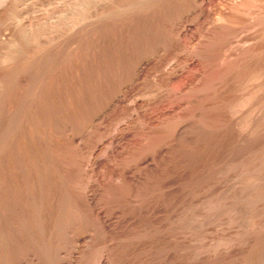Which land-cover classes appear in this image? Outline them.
<instances>
[{"label":"rangeland","instance_id":"374dc122","mask_svg":"<svg viewBox=\"0 0 264 264\" xmlns=\"http://www.w3.org/2000/svg\"><path fill=\"white\" fill-rule=\"evenodd\" d=\"M6 1L0 264H264V0Z\"/></svg>","mask_w":264,"mask_h":264},{"label":"bare ground","instance_id":"6f19581e","mask_svg":"<svg viewBox=\"0 0 264 264\" xmlns=\"http://www.w3.org/2000/svg\"><path fill=\"white\" fill-rule=\"evenodd\" d=\"M5 1H6V0H0V3L4 4ZM7 1H8V0H7ZM7 1H6V2H7ZM9 1H11V0H9ZM76 1H77V0H76ZM76 1H75V2H76ZM81 1H82V0H81ZM99 1H100V0H99ZM121 1H122V0H121ZM133 1H134V0H133ZM133 1H132V2H133ZM142 1H143V0H142ZM237 1H238V0H237ZM239 1H240V0H239ZM248 1H249V2H248ZM248 1H247V3H245V4L248 6V11H250V10H252V8L255 6L256 3L254 4V2L257 1V0H255V1H254V0H248ZM260 1H261V0H260ZM12 2H13V1H12ZM79 2H80V1H79ZM89 2H90V1H89ZM126 2H129V1H126ZM235 2H236V1H235ZM258 2H259V1H258ZM82 3H83V2H81V5H83ZM86 3H87V1H86ZM99 3H100V2H99ZM116 3H118V1H117ZM121 3H122V2H121ZM75 4H77V3H75ZM75 4H73V5H75ZM89 4H90V3H89ZM95 4H96V1H95ZM129 4H130V3H129ZM240 4H241V5H244V2H243V4H242V2H240ZM240 4H239V5H240ZM260 4H261V2H260ZM260 4H259V5H260ZM6 5H7V4H6ZM70 5H71V3H70ZM86 5H87V4H86ZM119 5H120V4H119ZM121 5H122V4H121ZM127 5H128V4H127ZM233 5H234V4H233ZM239 5L236 6L235 9L238 8V7H242V8H243V6H241V5L239 6ZM3 6H4V5H3ZM7 6H8V5H7ZM77 6H78V5H77ZM91 6H92V5H91ZM91 6H90V8H91ZM97 6H98V5H97ZM100 6H101V5H100ZM136 6H137V5H136ZM138 6H139V5H138ZM149 6H150V4H149ZM261 6H262V4H261ZM0 7H1V6H0ZM4 7H5V6H4ZM4 7H3V8H4ZM10 7H11V6H10ZM83 7H84V6H83ZM128 7H129V6H128ZM257 7H258V6H256V9H257ZM74 8H75V6H74ZM74 8H73V9H74ZM96 8H97V7H96ZM260 8H261V7H260ZM262 8H263V7H262ZM6 9H7V8H6ZM80 9H82V8H80ZM86 9H87V8H86ZM151 9H152V8H151ZM238 9H239V8H238ZM243 9L245 10L246 8H243ZM263 9H264V8H263ZM263 9H261V10H263ZM90 10H91V9H90ZM143 10H145V9H143ZM231 10H232V8H231ZM233 10H234V9H233ZM258 10H259V9H258ZM71 11H73V10L71 9ZM84 11H85V10H84ZM84 11H82V12H84ZM97 11H98V10H97ZM97 11H96V12H97ZM124 11H125V9H124ZM235 11H237V10H235ZM235 11H234V12H235ZM120 12H121V11H120ZM245 12H246V11H245ZM251 12H252V15H254V14H253V10H252ZM251 12H250V13H251ZM256 12H257V11H256ZM259 12H260V11H259ZM262 12H264V11H262ZM70 13H71V12H70ZM230 13H231V12H230ZM242 13H243V12H242ZM250 13H249V14H250ZM254 13H255V12H254ZM74 14H75V12H74ZM81 14H82V13H81ZM83 14H84V13H83ZM94 14H95V13H94ZM139 14H140V13H139ZM220 14H221V13H220ZM224 14H225V13H224ZM261 14H262V13H261ZM63 15H64V14H63ZM65 15H67V14H65ZM70 15H71V14H70ZM228 15H230V14H228ZM234 15H235V14H234ZM256 15H257V14H256ZM87 16H88V14H87ZM90 16H91V14H90ZM248 16H250V15H248ZM257 16H258V15H257ZM94 17H95V16H94ZM217 17H219V16H217ZM226 17L229 18L228 16H225V17L220 16L219 19L221 18L222 21L224 22L225 19H226V21H227V18H226ZM252 17H253V16H252ZM254 17H255V16H254ZM259 17H260V16H259ZM68 18H69V17H68ZM81 18H82V17H81ZM230 18H231V17H230ZM230 18H229V19H230ZM233 18H234V17H233ZM248 18L251 20L250 17H248ZM256 18L258 19V17H256ZM261 18H262V17H261ZM74 19H75V17H74ZM78 19H79V18H78ZM219 19H218V20H219ZM221 19H220V20H221ZM229 19H228V20H229ZM231 19H232V18H231ZM235 19H236V18H235ZM238 19H239V18H238ZM253 19H254V18H253ZM72 20H73V19H72ZM91 20H92V19H91ZM218 20H217V22H218ZM233 20H234V19H233ZM261 20H263V18H262ZM65 21H66V20H65ZM213 21H214V20H213ZM215 21H216V19H215ZM231 21H232V20H231ZM243 21H245V20H243ZM255 21H256V20H255ZM220 22H221V21H219V24H220ZM247 22H248V21H247ZM247 22H246V23H247ZM253 22H254V20H253ZM224 23H228V21H227V22H224ZM230 23H231V22H230ZM232 23H234V21H233ZM237 23H238V22H237ZM254 23H256V22H254ZM257 23H259L258 20H257ZM66 24H67V23H66ZM77 24H78V23H77ZM221 24H222V23H221ZM221 24H220V25H221ZM239 24H240V23H239ZM223 25H224V24H223ZM227 25H228V24H227ZM29 26H30V25H29ZM29 26H28V27H29ZM217 26H218V25H217ZM229 26H230V25H229ZM229 26H228V27H229ZM231 26H233V25H231ZM253 26H254V24H253ZM258 26H259V25H258ZM30 27H31V26H30ZM30 27H29V28H30ZM72 27H73V26H72ZM218 27H219V26H218ZM222 27H223V26H222ZM252 28H254V27H252ZM258 28H259V27H258ZM258 28H257V29L255 28V30H258ZM26 29H27V28H25V30H26ZM259 29H260V28H259ZM30 30H31V29H29V31H30ZM229 30H230V29H229ZM22 31H23V30H22ZM224 31H226V30H224ZM26 32H27V31H26ZM227 33H228V32H227ZM232 33H234V32H232ZM260 33H261V32H260ZM260 33H259V34H260ZM259 34H258V36H259ZM263 35H264V34H263ZM256 37H257V36H256ZM263 37H264V36H263ZM263 37H262V38H263ZM254 38H255V37H254ZM254 38H253V39H254ZM263 39H264V38H263ZM259 41H260V40H259ZM262 41H263V40H262ZM262 41H260V43H261ZM16 42H17V41H16ZM255 43H256V42H255ZM255 43H253V44H255ZM225 44H226V43H225ZM230 44H231V43H229V45H230ZM261 44H262V43H261ZM11 45H12V44H11ZM207 45H208V44H207ZM9 46H10V45H9ZM223 46H224V45H223ZM231 46H232V45H231ZM224 47H225V46H224ZM253 47H254V46H253ZM256 47H258V46H256ZM43 49H44V48H43ZM232 49H233V48H232ZM236 49H237V48H236ZM249 49H250V48H249ZM46 50H47V49H46ZM225 50H226V49H225ZM43 51H44V50H43ZM231 51H232V50H231ZM235 51H237V50H235ZM40 52H41V50H40ZM224 52H225V51H224ZM41 53H42V52H41ZM228 53H229V52H228ZM230 53H231V52H230ZM239 53H240V52H239ZM254 53H255V51L253 52V54H254ZM39 54H40V53H39ZM224 54H225V53H224ZM260 54H261V53H260ZM16 55H17V54H16ZM231 55H232V54H231ZM236 55H237V54H236ZM245 55H246V54H245ZM247 55H248V54H247ZM228 56H229V55H228ZM9 57H10V55H9ZM11 57H13V56H11ZM218 57H219V56H218ZM245 57H246V56H245ZM4 58H5V57H4ZM246 58H247V57H246ZM250 58H251V57H250ZM8 59H9V58H8ZM16 59H17V58H16ZM215 59H216V58H215ZM5 60L7 61V59H5ZM9 60L11 61V59H9ZM9 60H8V61H9ZM244 60H245V59H244ZM246 60H247V59H246ZM3 61H4V60H3ZM12 61H13V60H12ZM12 61H11V63H12ZM220 61H221V60H220ZM227 61H228V60H227ZM240 61H241V60H240ZM248 61H249V60H248ZM208 62H209V61H208ZM221 62H222V61H221ZM233 62H234V61H233ZM246 62H247V61H246ZM256 62H257V61H256ZM263 62H264V61H263ZM263 62H261V63H263ZM237 63H238V62H237ZM244 63H245V62H244ZM244 63H243V64H244ZM257 63H258V62H257ZM12 64H14V62H13ZM12 64H11V65H12ZM219 64H220V63H219ZM228 64H229V63H228ZM230 64H231V63H230ZM230 64H229V65H230ZM233 64H234V63H232V65H233ZM246 64H247V63H246ZM212 65H213V64H212ZM224 65H225V64H224ZM241 65H242V64H241ZM214 66H215V65H214ZM217 66H218V65H217ZM236 66H237V65H236ZM245 66H246V65H245ZM258 66H259V65H258ZM215 67H216V66H215ZM222 67H223V66H222ZM251 67H252V66H251ZM218 68H219V67H218ZM227 68H228V67H227ZM239 68H240V67H239ZM214 69H215V68H214ZM224 69H225V68H224ZM224 69H223V70H224ZM237 69H238V68H237ZM240 69H241V68H240ZM244 70H245V69H244ZM257 70H258V69H257ZM259 70H260V69H259ZM213 71H214V70H213ZM217 71H218V70H217ZM220 71H221V70H220ZM233 71H234V70H233ZM253 71H254V70H253ZM211 72H212V71H211ZM244 72H245V71H244ZM247 72H248V71H247ZM260 72H261V73H264L262 70H261ZM229 73H230V72H229ZM261 73H260V75H264V74H261ZM218 74H219V72H218ZM254 74H255V73H254ZM219 75H220V74H219ZM249 75H251V74H249ZM249 75H248V76H249ZM255 75H256V74H255ZM255 75H253V78L258 79L259 81L262 80V79H260V77H259L260 75L258 76V74H257V78L255 77ZM242 76H243V75H242ZM221 77H222V76H221ZM249 77H250V76H249ZM258 77H259V78H258ZM261 77H262V76H261ZM233 79H234V78H233ZM250 79H251V78H250ZM252 80H254V79H252ZM258 80H255V81H258ZM211 81H212V80H211ZM214 81H215V80H214ZM225 81H226V80H225ZM255 81H254V82H255ZM237 82H238V81H237ZM252 82H253V81H252ZM262 83H263V82H262ZM262 83H261V84H262ZM242 84H243V83H242ZM208 85H209V84H208ZM219 85H220V84H219ZM237 85H238V84H237ZM256 85H257V84H256ZM240 86H241V85H240ZM243 86H244V85H243ZM245 86H246V85H245ZM223 87H224V85H223ZM218 88H219V87H218ZM246 88H247V87H246ZM241 90H242V89H241ZM222 91H223V90H222ZM261 91H262V90H261ZM261 91H260V92H261ZM263 91H264V90H263ZM212 92H213V91H212ZM245 92H246V91H245ZM247 92H248V91H247ZM250 93H251V92H250ZM259 94H260V93H259ZM263 94H264V93H263ZM245 95H246V94H245ZM248 95H250V94H248ZM254 96H255V95H254ZM255 97H256V96H255ZM248 98H249V96H248ZM250 100H251V99H250ZM252 100H253V99H252ZM252 100H251V101H252ZM235 101H236V100H235ZM240 101H241V100H240ZM240 101H239V102H240ZM243 101H244V100H243ZM237 102H238V101H237ZM254 102H255V101H254ZM256 102H257V101H256ZM231 103H232V102H231ZM246 103H248V102H246ZM251 103H252V102H251ZM263 103H264V102H263ZM227 106H228V105H227ZM251 108H252V107H251ZM242 109H243V108H242ZM251 110H252V109H251ZM251 110H250V111H251ZM254 110H255V109H254ZM254 110H253V111H254ZM255 111H256V110H255ZM250 113H251V112H250ZM257 113H258V112H257ZM259 113H260V112H259ZM261 114H262V113H261ZM258 116H259V115H258ZM253 118H254V117H253ZM206 125H207V124H206ZM200 126H201V125H200ZM244 126H245V125H244ZM247 126H248V125H247ZM4 127H5V126H4ZM7 128H8V127H7ZM6 130H7V129H6ZM208 130H209V129H208ZM243 135H244V134H243ZM1 141H2V140H1ZM1 141H0V142H1ZM3 143H4V142H3ZM4 145H5V144H4ZM1 146H2V145H1ZM0 152H1V151H0ZM240 166H241V165H240ZM243 169H244V168H243ZM262 172H263V171H262ZM257 175H258V174H257ZM258 177H259V176H258ZM252 178H253V177H252ZM259 178H260V177H259ZM255 179H256V178H255ZM252 181H253V179H252ZM254 181H255V180H254ZM255 183H256V182H255ZM257 183H258V182H257ZM248 184H249V182H248ZM251 184H252V183H251ZM251 184H249V185H251ZM257 185H258V184H257ZM253 186H254V184H253ZM243 187H244V186H243ZM250 187H251V186H250ZM254 187H255V186H254ZM252 188H253V187H252ZM244 189H245V187H244ZM250 189H251V188H250ZM247 195H248V194H247ZM252 202H253V201H252ZM254 203H255V202H254ZM246 204H247V203H246ZM249 204H250V203H249ZM255 207H256V206H255ZM255 219H256V218H255ZM251 220H252V219H251ZM249 222H250V221H249ZM252 222H253V221H252ZM256 223H257V222H256ZM253 224H254V223H253ZM262 224H263V223H262ZM249 225H250V224H249ZM247 226H248V225H247ZM250 226H251V225H250ZM252 226H254V225H252ZM248 228H249V227H248ZM258 228H259V227H258ZM260 228H261V227H260ZM263 229H264V228H263ZM257 230H258V229H257ZM257 230H256V231H257ZM247 231H249V230H247ZM11 233H12V232H11ZM247 234H248V233H247ZM12 235H14V234H12ZM8 237H9V235H8ZM9 239H10V238H9ZM13 239H14V238H13ZM11 240H12V239H11ZM11 240H10V241H11ZM254 242H256V241H254ZM8 243H9V241H8ZM10 256H11V255H10ZM10 261H11V260H10ZM9 263H10V262H9ZM11 264H14V262L11 263ZM85 264H86V263H85Z\"/></svg>","mask_w":264,"mask_h":264}]
</instances>
